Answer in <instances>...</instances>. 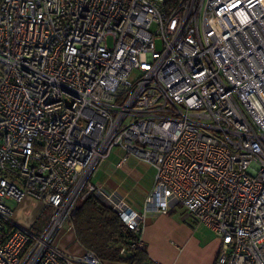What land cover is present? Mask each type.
<instances>
[{
    "label": "built area",
    "instance_id": "2783aa9c",
    "mask_svg": "<svg viewBox=\"0 0 264 264\" xmlns=\"http://www.w3.org/2000/svg\"><path fill=\"white\" fill-rule=\"evenodd\" d=\"M166 2L0 0V264H101L56 245L88 195L139 249L179 209L214 264H264V0ZM116 149L155 170L142 212L91 182ZM25 198L41 231L10 220Z\"/></svg>",
    "mask_w": 264,
    "mask_h": 264
},
{
    "label": "crops",
    "instance_id": "0c3cea01",
    "mask_svg": "<svg viewBox=\"0 0 264 264\" xmlns=\"http://www.w3.org/2000/svg\"><path fill=\"white\" fill-rule=\"evenodd\" d=\"M122 155V151L114 150L91 182L102 186L107 193L123 196L129 207L142 212L144 200L153 187L155 170L132 156L118 166ZM7 205L11 209L10 220L21 227L36 230L47 224L49 215L39 225L42 215L49 210L39 202L25 198L19 204L8 202ZM65 227L56 240L57 247L65 254L81 256L86 250L78 244L73 229ZM140 237L153 264H214L220 246L210 230L183 218L179 209L169 215H146Z\"/></svg>",
    "mask_w": 264,
    "mask_h": 264
},
{
    "label": "trees",
    "instance_id": "16d2710c",
    "mask_svg": "<svg viewBox=\"0 0 264 264\" xmlns=\"http://www.w3.org/2000/svg\"><path fill=\"white\" fill-rule=\"evenodd\" d=\"M178 0H167L166 4ZM68 227L78 244L101 262L153 264L145 249L135 247L138 234L129 231L99 198L88 195L75 202Z\"/></svg>",
    "mask_w": 264,
    "mask_h": 264
},
{
    "label": "rangeland",
    "instance_id": "374dc122",
    "mask_svg": "<svg viewBox=\"0 0 264 264\" xmlns=\"http://www.w3.org/2000/svg\"><path fill=\"white\" fill-rule=\"evenodd\" d=\"M156 47L159 48V44L158 43H157ZM132 78H134V74L131 75L130 79H132ZM49 210L45 211V213L42 215V220L40 221L39 225L42 224L44 222V220L48 217ZM41 230H42V228L36 229V231H41Z\"/></svg>",
    "mask_w": 264,
    "mask_h": 264
}]
</instances>
